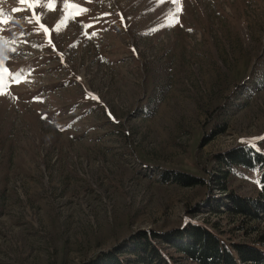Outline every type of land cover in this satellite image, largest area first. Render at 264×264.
<instances>
[{"label":"rangeland","instance_id":"rangeland-1","mask_svg":"<svg viewBox=\"0 0 264 264\" xmlns=\"http://www.w3.org/2000/svg\"><path fill=\"white\" fill-rule=\"evenodd\" d=\"M47 2L0 0V264H85L188 223L251 244L264 224L215 210L259 194L258 167L221 160L264 155V0Z\"/></svg>","mask_w":264,"mask_h":264},{"label":"trees","instance_id":"trees-1","mask_svg":"<svg viewBox=\"0 0 264 264\" xmlns=\"http://www.w3.org/2000/svg\"><path fill=\"white\" fill-rule=\"evenodd\" d=\"M221 163L230 171L237 167L250 170L258 167L260 189L253 199L234 195L231 205H225L223 211L217 208L215 213L240 218L245 223L264 224V155L252 147H238L223 156ZM228 170L221 183L223 191L227 189ZM162 179L178 185L197 184L193 177L181 173H166ZM259 226L253 227L255 238L251 244H228L214 232V225L209 229L197 223L167 233L140 231L85 264H264V228L259 230Z\"/></svg>","mask_w":264,"mask_h":264},{"label":"snow or ice","instance_id":"snow-or-ice-1","mask_svg":"<svg viewBox=\"0 0 264 264\" xmlns=\"http://www.w3.org/2000/svg\"><path fill=\"white\" fill-rule=\"evenodd\" d=\"M21 2L22 3H29V6L30 7H33V8H35L36 5L40 4V0H31V2H30V0H21ZM173 2H175V0H173ZM64 7L65 8H69V7L75 8L76 5L75 4L70 5L68 3V0H64ZM47 8L49 10H52V11L57 10L56 8H54L53 0H48V2H47ZM13 11H17V9H13ZM0 15H3V11L2 10H0ZM105 15H108V14H105ZM36 21H37V23L40 24V27L41 28H45V25L43 23H40L41 16L37 15L36 16ZM0 23H6V21H0ZM45 31H47L46 28H45ZM95 34L96 33H93V35H95ZM33 46L35 47V45H33ZM11 51H16V50L15 49H12ZM0 64H2V61H0ZM4 71H7V69L5 68ZM262 139H264V138H262ZM253 147H256V146L253 145ZM257 150L259 151V149H257Z\"/></svg>","mask_w":264,"mask_h":264}]
</instances>
